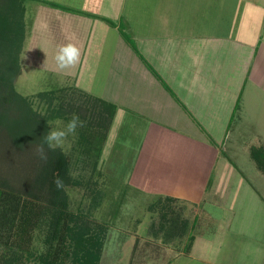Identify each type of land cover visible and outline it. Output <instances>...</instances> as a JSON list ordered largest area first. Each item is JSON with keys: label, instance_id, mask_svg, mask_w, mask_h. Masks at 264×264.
<instances>
[{"label": "crops", "instance_id": "crops-1", "mask_svg": "<svg viewBox=\"0 0 264 264\" xmlns=\"http://www.w3.org/2000/svg\"><path fill=\"white\" fill-rule=\"evenodd\" d=\"M61 1L49 0V25L61 32L57 39L49 31V39L80 49L79 62L62 70L64 75L88 92L102 75L97 96L116 108L103 157L109 153L128 165L134 180L157 189L160 198L194 208V228L205 225L197 227L196 215L205 203L225 209L230 203L228 230L208 241L230 234L231 252H243L256 264L264 257V240L256 231L245 232L248 223L232 226L231 215L246 197L259 211L264 206L259 188L264 172L247 171L251 157H264V0H177L169 18L161 9L154 24L136 35V44L126 42L119 25L109 21L117 18L116 0L84 1L80 27L69 20L79 10ZM104 1L101 12L92 10ZM111 29L118 39L112 49H103ZM75 34L83 37L82 45Z\"/></svg>", "mask_w": 264, "mask_h": 264}, {"label": "trees", "instance_id": "trees-1", "mask_svg": "<svg viewBox=\"0 0 264 264\" xmlns=\"http://www.w3.org/2000/svg\"><path fill=\"white\" fill-rule=\"evenodd\" d=\"M26 2L0 0V264H100L108 224L92 217L87 207L71 209L68 187L82 182L72 175L70 155L57 148L42 162L36 149L50 131L51 120L71 119L75 113L84 121L77 129L81 153L101 156L116 108L90 92L81 102L51 107L55 93L51 90L37 94L48 103L39 109L32 98L16 90L27 35ZM148 67L170 90L157 70ZM255 157L264 171V157ZM57 176L64 180L62 190L53 183ZM95 194L97 200L102 198L101 190ZM158 204L171 206L172 212L161 210V230L155 233L180 240L188 234L184 250L189 253L195 240V211L186 212L185 205L169 197H161ZM38 231L43 236L41 250L34 242Z\"/></svg>", "mask_w": 264, "mask_h": 264}, {"label": "rangeland", "instance_id": "rangeland-1", "mask_svg": "<svg viewBox=\"0 0 264 264\" xmlns=\"http://www.w3.org/2000/svg\"><path fill=\"white\" fill-rule=\"evenodd\" d=\"M84 1L89 4L88 1L90 0L61 1L64 2L63 4H71L72 11L74 9L79 10L78 14L69 16L71 25L76 23V26L80 27L81 18L79 15L85 14L84 7L87 6ZM175 1L177 0H116V8L119 10L117 18L112 17L109 21L116 22L119 25V30L123 32L126 42L136 44V37L141 34V30L143 31L146 28L147 23L154 24L161 9L165 18H169L167 14L171 13L170 4ZM104 2L98 6L94 5L92 10L101 12L103 4L105 6L108 3L107 1ZM26 5L27 35L20 54L21 69L15 79L16 90L22 95L32 98L34 106L39 109H44V105L48 104L47 101L37 97V94L41 91L52 90L55 92L53 98L49 101L51 107H57L64 101H83V99H86L85 93H88V90L81 88L83 84L78 83L77 79L66 78L63 71L57 67L55 56L60 46H57L54 40L49 39V31L57 39H60L61 32L60 29L55 27L56 25H49V0H27ZM89 8L90 6L86 9L89 10ZM111 8L112 6H106V9L111 10ZM86 15H89V13H86ZM118 17H122V19L119 20ZM236 22L237 19H235ZM75 35L77 36L74 37H78L79 44L82 45L84 42L83 37L78 36L79 34ZM117 39L116 30L111 29L106 40L101 42L103 49H112ZM52 41L55 43H52ZM49 57L51 58L49 59ZM49 65L58 68V72L54 68L49 69ZM103 87L104 79L102 75H99L95 79V84L92 83L88 95L97 96L96 92H100ZM68 120L66 116L55 118L51 120L50 128L63 127ZM78 141L79 133L77 131L75 135H70L67 138L62 148L70 155L73 177L80 179L82 182L79 185L69 186L68 193L72 210L77 211L82 207H87L91 211L92 217L108 224L100 264H243L241 260V258L245 259L243 252L241 254L231 252L234 241L230 234L223 237L224 240L220 237L216 241L215 239L212 242L208 241L213 240L208 237L217 235L220 230L225 231L227 229V215L229 214L225 216V213L229 211L228 206H230V203H228L226 209L213 202L207 205L205 203V207H202L198 211L199 213H196L197 227L198 223L202 221L201 224L205 223V225L202 228L194 229L195 240L191 251L188 253L184 250L188 241V234L180 240V236H177V238L176 236L170 237L168 234L162 235V231L161 233H155L156 230H161L159 226L163 214L161 210L172 212L169 208L171 206L163 207V205L158 204L162 193L154 187H152L153 189H146L145 185L141 186L139 180H134V175L125 170L128 165L116 163L117 159L109 153L105 154L104 157L103 154L98 157L95 154L91 156V154L89 155L91 157H88L83 152L81 153V146ZM251 159V170L246 169L249 173L260 168L257 159L252 157ZM94 164L97 166H94ZM249 173L246 174L247 177H249ZM262 177L263 180L259 188L264 192V174ZM142 182L144 183V181ZM98 190L103 193L100 200L95 197ZM245 201L242 205L239 204L240 206L235 208L236 212L231 215L233 218L232 226L240 227L242 223H248L244 229L245 232L256 231L259 233L257 236L264 240V227L260 228L258 226V223L264 221V206L259 211L251 199L247 200L246 197ZM192 210L194 208L185 205L186 212ZM164 227L166 228V226ZM234 232L237 234L238 230L236 231L235 228ZM42 237V232L38 231L34 242L39 250L42 248ZM212 248L218 251H213ZM231 254H234L233 258ZM246 258L245 264H255V260L248 256ZM260 263L264 264L263 255L256 260V264Z\"/></svg>", "mask_w": 264, "mask_h": 264}, {"label": "clouds", "instance_id": "clouds-1", "mask_svg": "<svg viewBox=\"0 0 264 264\" xmlns=\"http://www.w3.org/2000/svg\"><path fill=\"white\" fill-rule=\"evenodd\" d=\"M80 60V49L73 43L61 46L55 56L57 67L66 70L74 67ZM84 126L78 114L73 113L71 119L63 127L50 128L43 137L42 143L37 146L36 153L42 162H47L48 152L63 148L67 138L75 135L78 128ZM57 190L65 188L64 180L57 176L53 181Z\"/></svg>", "mask_w": 264, "mask_h": 264}, {"label": "bare ground", "instance_id": "bare-ground-1", "mask_svg": "<svg viewBox=\"0 0 264 264\" xmlns=\"http://www.w3.org/2000/svg\"><path fill=\"white\" fill-rule=\"evenodd\" d=\"M41 30V29H40Z\"/></svg>", "mask_w": 264, "mask_h": 264}]
</instances>
